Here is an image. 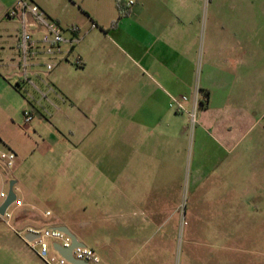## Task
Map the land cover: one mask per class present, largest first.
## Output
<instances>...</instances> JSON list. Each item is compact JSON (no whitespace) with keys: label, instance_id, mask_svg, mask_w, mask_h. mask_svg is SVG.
<instances>
[{"label":"crops","instance_id":"1","mask_svg":"<svg viewBox=\"0 0 264 264\" xmlns=\"http://www.w3.org/2000/svg\"><path fill=\"white\" fill-rule=\"evenodd\" d=\"M14 1L0 0L3 84L14 81L17 63L20 26L5 18ZM32 1L59 25L80 29L66 62L71 68L61 62L48 77L60 110L49 120H34L37 128L56 130L46 152L57 148L65 159L50 165L65 191L71 188L66 197L82 200L73 209L54 205L84 216L90 204L105 228L116 229L101 233V263L116 264L127 256L132 238L124 235L166 228L182 199V218L194 230H264V80L258 73L250 78L249 70L215 64L234 46L228 37L219 41L214 31H202L205 0H69L73 23L52 0ZM207 18L211 23L214 16ZM75 58L80 65L71 62ZM253 67L260 71V65ZM65 71L79 79L64 80ZM196 90L200 106L191 125L171 98L186 97L183 106L191 110ZM105 150L112 154L105 158ZM10 179L17 184L12 172ZM33 209L37 205L27 201L14 211L21 229L41 227L50 216ZM46 225L64 226L83 243L76 221L58 218ZM0 248L8 264L38 260L7 233H0Z\"/></svg>","mask_w":264,"mask_h":264},{"label":"rangeland","instance_id":"2","mask_svg":"<svg viewBox=\"0 0 264 264\" xmlns=\"http://www.w3.org/2000/svg\"><path fill=\"white\" fill-rule=\"evenodd\" d=\"M52 1V6L62 11L68 22L73 23L75 14L72 13V3L69 0ZM208 3L209 0L203 1L200 10L202 31H214L218 34L219 41L222 37H228L227 40L234 46L233 52L227 58L217 56L219 59L215 64L220 67L227 63L234 71L249 70L250 78H255V74L258 73V78L264 80V0H211L210 6ZM210 15L214 16L211 23L207 18ZM63 62L65 66L71 68L69 62ZM255 65H260L259 72L254 69ZM62 78L68 81L73 78L79 79L78 76L73 77L66 71ZM5 83L6 85L9 83L11 89H7ZM5 83L0 82V152H12L15 156L11 172L18 179L13 188L18 196V202L22 205L29 201L37 205V209L33 210L39 215L49 211L50 216L45 219L44 225H41L44 228L47 227V223L58 218L76 221L79 229L75 232L77 237L103 259L101 233L106 230L114 234L116 229L108 224L105 228L102 217L94 214L95 209L90 204L89 212L84 216L81 213H62L58 205L57 207L54 205L53 202H57L59 207L61 205L65 209H73L82 202L80 196H74L75 199L66 197L67 194H71V188H68V192L65 191L64 183L57 177L55 168L50 165L53 160L65 159L63 151L57 148L46 152L51 140L49 134H56V130L47 125L37 128L36 120L25 126L22 123V111L27 104L22 105L24 99L14 91L13 80ZM108 144L111 145L107 142L106 146H109ZM104 153L106 158L112 154V150H105ZM8 184L9 181L0 168V191L7 192ZM183 206L182 199L179 214L171 218L166 228L143 233L134 231L131 235H124L127 239L131 237L132 241H129L127 256L120 258L116 264H264V230L247 232L194 230L192 225L182 218ZM29 208L31 209V206ZM10 225L16 230H21L14 217ZM0 233L17 238L1 219ZM48 245L51 260V257L57 254L52 250L51 241H48ZM113 249L117 250V247L114 246ZM1 250L0 248V259L5 253ZM1 261L2 264L6 263L2 259ZM26 262L45 264L39 259L30 262L28 257Z\"/></svg>","mask_w":264,"mask_h":264},{"label":"built area","instance_id":"3","mask_svg":"<svg viewBox=\"0 0 264 264\" xmlns=\"http://www.w3.org/2000/svg\"><path fill=\"white\" fill-rule=\"evenodd\" d=\"M128 4H132L129 1ZM5 18L19 23L20 33L17 44L16 70L12 73L14 87L22 95L27 107L22 111V123L26 126L36 117L40 116L49 120L53 113L60 110L55 101V90L48 80L51 72L63 61H69L74 45L78 42L80 31L77 25L63 27L50 19L32 0H15L6 10ZM91 28L96 24L91 23ZM80 65L79 58L71 61ZM60 101H63L58 96ZM186 97L171 98V103L176 111L186 113L190 124L195 123V113L200 103L195 91L193 107L186 110L183 102ZM15 156L12 152H0V168L4 171L7 180H10L11 167ZM7 192L0 191V205L6 198ZM13 206V207H12ZM21 204L17 199L9 205L0 219L16 234V236L33 252V254L45 264H73L63 258L54 248H71L74 260L86 264H101L96 253L86 246L72 245L70 237L57 229L49 227L25 226L16 230L10 225L14 217V211ZM12 208V209H11ZM49 213L46 212L45 215ZM57 256L49 258V245Z\"/></svg>","mask_w":264,"mask_h":264},{"label":"water","instance_id":"4","mask_svg":"<svg viewBox=\"0 0 264 264\" xmlns=\"http://www.w3.org/2000/svg\"><path fill=\"white\" fill-rule=\"evenodd\" d=\"M15 185V181L10 179L9 180V184H8V191H7V196L6 198L3 200L2 204L0 205V215L4 214L5 209L11 205L15 199H16V194L13 190V187ZM53 229H57L59 231H62L64 233H66L71 241H72V245H80V246H85L83 243L79 242L76 237L74 236V234H72L66 227L64 226H58V227H54ZM54 248L58 251V253L65 258L66 260H68L69 262H72L73 264H86L85 262H80L77 260H74L72 258L71 255V248L68 249H63V248H59L57 246H54Z\"/></svg>","mask_w":264,"mask_h":264},{"label":"trees","instance_id":"5","mask_svg":"<svg viewBox=\"0 0 264 264\" xmlns=\"http://www.w3.org/2000/svg\"><path fill=\"white\" fill-rule=\"evenodd\" d=\"M117 7H118V9L121 10V3L120 2H117Z\"/></svg>","mask_w":264,"mask_h":264}]
</instances>
